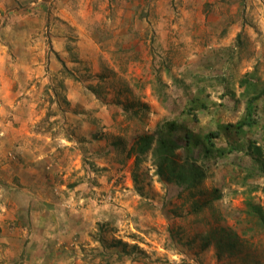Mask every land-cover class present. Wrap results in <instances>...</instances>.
Wrapping results in <instances>:
<instances>
[{
  "label": "rangeland",
  "instance_id": "1",
  "mask_svg": "<svg viewBox=\"0 0 264 264\" xmlns=\"http://www.w3.org/2000/svg\"><path fill=\"white\" fill-rule=\"evenodd\" d=\"M0 2L21 67L0 122L31 116L54 144L37 155L59 147L45 166L80 180L52 218L0 184V264H264V0ZM172 152L175 173L159 170ZM193 169L194 184L178 175Z\"/></svg>",
  "mask_w": 264,
  "mask_h": 264
},
{
  "label": "crops",
  "instance_id": "2",
  "mask_svg": "<svg viewBox=\"0 0 264 264\" xmlns=\"http://www.w3.org/2000/svg\"><path fill=\"white\" fill-rule=\"evenodd\" d=\"M6 1L10 5L13 3L14 6L22 2V0ZM0 7H2L1 2ZM15 44L19 43L15 42ZM5 48L6 47L0 43V63L3 62V64H0V98L10 105L17 98L13 90L14 85L11 77L15 76V78L19 79L21 75L18 71H21V67L11 68ZM31 51L32 49L30 52ZM56 51L61 53L59 50ZM32 57L33 60L34 58L35 60L39 59L35 57V55H32ZM6 62L8 63L7 70L5 67ZM15 82L16 80H14V83ZM22 113L24 114V112ZM4 118L5 121H8L0 122L2 126L0 129V184L4 185L6 183L8 189H12V191L16 190V194L21 200H31L34 202L32 204L43 206V215L47 217L54 215L53 209L59 205L57 200H63L61 203L62 206H66V204L70 205L73 200H80L77 199L73 191L68 192L64 190L69 187L72 189L74 183H77L76 187L80 185V180L76 181V178L72 177L73 174L70 173L71 170L61 171V169H59L60 172H53L49 171L50 168L45 166L49 158L48 152L53 155V152L55 150L57 151L59 147L45 152L46 158L37 155L39 150H48V147L54 145L53 142L49 144L46 141L45 145L48 146H41L42 144L40 141H44L43 139L51 141L52 138L37 133V122L31 119V116H15V123H19V125H14L8 119V115H5ZM61 154H66L64 148H60V151L54 155V157L57 158ZM58 173L59 176L57 175ZM73 178L75 180H73ZM11 193L12 192L9 194ZM49 200L55 201L49 202ZM62 215L64 214L62 213ZM55 219L56 218L52 219V222H55ZM67 228L68 227H63L55 236H62L61 238H63L69 231Z\"/></svg>",
  "mask_w": 264,
  "mask_h": 264
},
{
  "label": "trees",
  "instance_id": "3",
  "mask_svg": "<svg viewBox=\"0 0 264 264\" xmlns=\"http://www.w3.org/2000/svg\"><path fill=\"white\" fill-rule=\"evenodd\" d=\"M237 42L238 44H240L242 42V33L238 34L237 36ZM63 69L64 71L66 72V66L65 64L63 63ZM70 75V74H69ZM243 84L247 85V88H248V91L247 93L250 94V90L254 91V92H258V85L259 83L257 82H250V80H244L242 82ZM251 95V94H250ZM259 95V94H258ZM257 95V96H258ZM257 96H254V98H252L248 104H247V114H246V120H245V124H249L251 125L253 122V116L255 114V102L257 101ZM199 108H202V109H205L206 108V105L200 101V99L198 98H195L194 100L191 101L190 103V107H189V112L193 111L194 109H199ZM47 120V119H45ZM217 136L218 134H209V135H206L205 138L207 141H211V137H214V136ZM152 138L150 136H141L137 143L139 144H136L138 147L135 148L136 146H134L132 148V152L136 151L137 153H146L148 152L151 148H152ZM212 146V144H211ZM159 147L160 149H167L169 147V141L165 140V141H160V144H159ZM172 150V149H170ZM173 154V152L166 156L163 157V163L160 164V167H159V170H162L164 171V169H167V170H170L171 174L175 173L176 169H172L173 166H177L175 164V162L173 161V159L171 158V155ZM194 168V167H193ZM181 178H185L186 180H190L192 179L193 180V184L198 180H200L202 178V173L199 172L198 169H193V170H190L188 172H185L184 170L180 171L179 174H178ZM257 214L260 215V222L262 223V225L264 226V213L262 211L261 208H257ZM118 244H121V245H124V246H127V244L122 241H119L117 242ZM236 247V246H235ZM232 248V249H231ZM230 251H233V249H235L232 245L230 246V248H228Z\"/></svg>",
  "mask_w": 264,
  "mask_h": 264
}]
</instances>
